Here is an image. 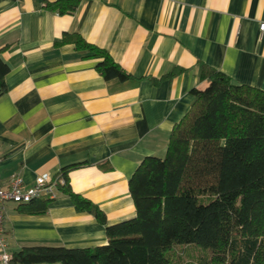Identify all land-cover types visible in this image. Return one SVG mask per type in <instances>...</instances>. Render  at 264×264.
Returning <instances> with one entry per match:
<instances>
[{
    "label": "crops",
    "instance_id": "0c3cea01",
    "mask_svg": "<svg viewBox=\"0 0 264 264\" xmlns=\"http://www.w3.org/2000/svg\"><path fill=\"white\" fill-rule=\"evenodd\" d=\"M53 1L0 0V59L9 68L1 180L18 174L30 186L79 164L67 172L71 189L115 224L134 216L128 180L144 157L164 156L191 89L208 84L205 67L264 90V0H80L63 14L45 7ZM65 32L108 51L132 77L105 80L95 59L55 44ZM3 216L9 253L107 241L104 226L60 192L42 214L8 202Z\"/></svg>",
    "mask_w": 264,
    "mask_h": 264
},
{
    "label": "trees",
    "instance_id": "16d2710c",
    "mask_svg": "<svg viewBox=\"0 0 264 264\" xmlns=\"http://www.w3.org/2000/svg\"><path fill=\"white\" fill-rule=\"evenodd\" d=\"M79 1L45 7L70 13ZM55 44H72L82 58L95 59L105 80L132 77L108 51L76 32L63 33ZM204 69L208 84L191 89L192 104L171 130L164 156L144 157L128 180L134 216L107 224L104 212L70 187L67 172L79 164L66 166L54 176L63 178L58 192L104 226L106 243L24 246L10 253L9 264H188L175 253L177 245L207 250L199 264H264V90ZM8 70L0 59V97ZM50 200L17 209L42 214Z\"/></svg>",
    "mask_w": 264,
    "mask_h": 264
},
{
    "label": "built area",
    "instance_id": "2783aa9c",
    "mask_svg": "<svg viewBox=\"0 0 264 264\" xmlns=\"http://www.w3.org/2000/svg\"><path fill=\"white\" fill-rule=\"evenodd\" d=\"M259 29L264 31V22H261ZM62 177H50L39 175L30 186H25L23 179L18 174H13L6 183H3L0 176V263L9 264L11 255L8 252L4 238L3 213L4 205L8 202L14 204L27 203L31 200L47 197L54 198L57 193V184H62Z\"/></svg>",
    "mask_w": 264,
    "mask_h": 264
},
{
    "label": "rangeland",
    "instance_id": "374dc122",
    "mask_svg": "<svg viewBox=\"0 0 264 264\" xmlns=\"http://www.w3.org/2000/svg\"><path fill=\"white\" fill-rule=\"evenodd\" d=\"M175 253L180 255L183 261L188 264H199V261L209 255L207 250H203L200 247L194 245H177L175 247Z\"/></svg>",
    "mask_w": 264,
    "mask_h": 264
}]
</instances>
